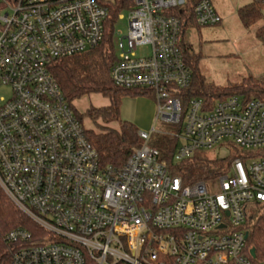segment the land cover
Masks as SVG:
<instances>
[{
	"label": "built area",
	"instance_id": "obj_1",
	"mask_svg": "<svg viewBox=\"0 0 264 264\" xmlns=\"http://www.w3.org/2000/svg\"><path fill=\"white\" fill-rule=\"evenodd\" d=\"M104 0H0V194L37 227L6 235L10 264H264L249 246L264 215V98L185 100L193 72L184 27L187 0H133L127 32L114 30L115 87L145 90L156 123L180 128L173 161L224 142L245 152L217 181L187 185L150 146L151 132L121 168L104 166L52 66L99 47ZM198 27L222 23L198 0ZM119 20H124L120 13Z\"/></svg>",
	"mask_w": 264,
	"mask_h": 264
},
{
	"label": "trees",
	"instance_id": "obj_2",
	"mask_svg": "<svg viewBox=\"0 0 264 264\" xmlns=\"http://www.w3.org/2000/svg\"><path fill=\"white\" fill-rule=\"evenodd\" d=\"M198 0H187L183 11L176 10L174 14L186 21L184 27V46L187 62L193 72L191 88L184 90L185 100L192 97L205 98L208 104L226 100L230 97L241 96L244 100L264 98V81L250 76L242 83L219 88L206 86L200 75V56L190 55L187 43V31L198 27L193 13V7ZM133 0H113L105 2L110 10L107 23L105 41L97 48L82 55L57 61L51 70L59 84L65 98L72 105L76 115L83 124L90 143L100 155L104 166L114 168L123 167L131 157L133 151L141 147L138 129L130 122L121 120L122 99L126 95H149L145 90H122L114 86L110 78V69L115 62L116 52L114 45V30L118 17L126 9L133 6ZM3 5L0 4V10ZM239 18L246 29H250L260 22L258 37L264 40V0H253L250 4L239 9ZM92 94H100L109 99V105L101 108H89L79 113L75 103ZM89 119L95 129L86 128L85 121ZM101 121L105 126L99 124ZM118 124V127H110ZM177 146V139L165 135L160 137L153 148L160 151L162 161L167 163L171 173L183 179L187 185L199 182L212 183L225 174L227 167L238 158H243L241 150L233 149L231 156L224 159L191 158L179 165L173 164V156ZM26 228L36 231V225L23 214L5 195L0 194V264H10L12 259V246L7 242L6 235L16 229ZM253 234L249 246L255 249L258 257L264 259V215L252 227Z\"/></svg>",
	"mask_w": 264,
	"mask_h": 264
},
{
	"label": "rangeland",
	"instance_id": "obj_3",
	"mask_svg": "<svg viewBox=\"0 0 264 264\" xmlns=\"http://www.w3.org/2000/svg\"><path fill=\"white\" fill-rule=\"evenodd\" d=\"M211 1L222 17V23L213 27H193L187 31L189 53L192 56H200L199 70L206 86L226 88L240 84L250 76L264 81V40L258 37L263 22L246 29L238 14L239 9L250 4L253 0ZM122 14L124 20H119L115 25L117 33L127 32L129 11L126 9ZM115 52L117 53V51ZM11 96L12 90L9 87L0 88V98L8 99ZM241 99L243 98L241 97ZM107 105H109V99L100 94L89 95L75 103L79 113H84L89 108L97 109ZM120 116L122 121L132 123L139 131L151 132L156 125V132L150 141L151 147L160 137L171 136L180 130L179 127L172 124L162 122L155 124L157 103L149 95L124 96ZM99 124L105 126L101 121ZM85 125L88 129L96 128L89 119L85 121ZM110 127L117 128L118 124H112ZM234 148L237 147L224 142L212 150H198L192 158L224 159L232 155ZM241 152L242 154L255 153L242 150ZM181 163L173 161L175 165ZM211 190L213 193L220 191L219 181L212 182Z\"/></svg>",
	"mask_w": 264,
	"mask_h": 264
},
{
	"label": "water",
	"instance_id": "obj_4",
	"mask_svg": "<svg viewBox=\"0 0 264 264\" xmlns=\"http://www.w3.org/2000/svg\"><path fill=\"white\" fill-rule=\"evenodd\" d=\"M255 253V251H253V254Z\"/></svg>",
	"mask_w": 264,
	"mask_h": 264
},
{
	"label": "crops",
	"instance_id": "obj_5",
	"mask_svg": "<svg viewBox=\"0 0 264 264\" xmlns=\"http://www.w3.org/2000/svg\"><path fill=\"white\" fill-rule=\"evenodd\" d=\"M105 1V0H104ZM107 2V1H106Z\"/></svg>",
	"mask_w": 264,
	"mask_h": 264
}]
</instances>
